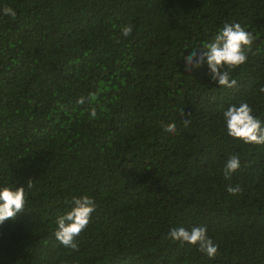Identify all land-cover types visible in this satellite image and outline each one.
Returning <instances> with one entry per match:
<instances>
[{
  "label": "trees",
  "instance_id": "obj_1",
  "mask_svg": "<svg viewBox=\"0 0 264 264\" xmlns=\"http://www.w3.org/2000/svg\"><path fill=\"white\" fill-rule=\"evenodd\" d=\"M234 22L255 38L236 86L206 61L187 71ZM262 87L264 0H0V187L26 193L0 225V264H264V145L231 138L223 117L244 101L264 126ZM83 195L96 208L72 251L55 221ZM200 226L213 259L168 238Z\"/></svg>",
  "mask_w": 264,
  "mask_h": 264
},
{
  "label": "clouds",
  "instance_id": "obj_2",
  "mask_svg": "<svg viewBox=\"0 0 264 264\" xmlns=\"http://www.w3.org/2000/svg\"><path fill=\"white\" fill-rule=\"evenodd\" d=\"M2 11L5 16H11L13 19L16 16V12L11 7L5 6ZM132 31L131 24L121 27V34L124 37L130 36ZM254 39L253 34L245 31L239 23H225L218 30L212 42L208 43L203 50H193L185 58V68L190 72L192 69L202 66L206 61L211 79L217 82L220 87L233 88L237 81L230 79V73L247 62ZM258 91L264 93V87ZM96 98V93H89L87 99L95 101ZM84 103L85 97L83 96L77 100V104ZM89 111L91 118H95L96 109L91 108ZM181 116H186L183 110ZM223 117L227 133L231 138L245 144L264 145V126L253 115V109L248 103L241 101L239 105L229 106L224 111ZM183 123L187 127L190 120L185 119ZM165 130L175 133L176 126L174 123L166 125ZM239 166V157L237 155L230 156L223 168L224 178L231 179ZM31 185L32 182L29 181L28 187L30 188ZM226 191L231 195H238L243 189L239 185L235 187L229 185ZM25 203L26 193L23 187L16 190L9 186L0 187V225L7 220H15L20 213L24 212ZM69 203L72 205L71 210L55 221L57 227L54 235L64 248L77 251L79 245L76 238L91 222V214L95 211L96 204L94 199L87 195L73 196ZM207 231V228L203 226L193 227L191 230L184 227L173 228L170 230L168 238L181 244L194 246L206 254L209 259H213L218 253V245L209 238Z\"/></svg>",
  "mask_w": 264,
  "mask_h": 264
}]
</instances>
